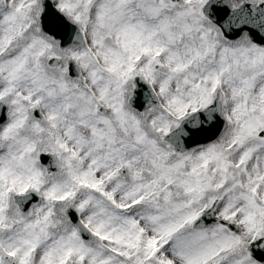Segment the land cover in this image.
<instances>
[{"label":"snow or ice","instance_id":"snow-or-ice-1","mask_svg":"<svg viewBox=\"0 0 264 264\" xmlns=\"http://www.w3.org/2000/svg\"><path fill=\"white\" fill-rule=\"evenodd\" d=\"M0 264H264V0H0Z\"/></svg>","mask_w":264,"mask_h":264}]
</instances>
